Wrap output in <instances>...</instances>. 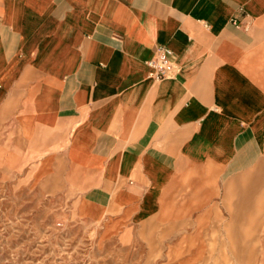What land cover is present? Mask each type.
<instances>
[{"label":"crops","instance_id":"crops-1","mask_svg":"<svg viewBox=\"0 0 264 264\" xmlns=\"http://www.w3.org/2000/svg\"><path fill=\"white\" fill-rule=\"evenodd\" d=\"M0 149L126 239L264 241V0H0Z\"/></svg>","mask_w":264,"mask_h":264},{"label":"rangeland","instance_id":"rangeland-1","mask_svg":"<svg viewBox=\"0 0 264 264\" xmlns=\"http://www.w3.org/2000/svg\"><path fill=\"white\" fill-rule=\"evenodd\" d=\"M45 187L0 149V264H264L259 240L126 239L123 228L84 217L72 194Z\"/></svg>","mask_w":264,"mask_h":264},{"label":"built area","instance_id":"built-area-1","mask_svg":"<svg viewBox=\"0 0 264 264\" xmlns=\"http://www.w3.org/2000/svg\"><path fill=\"white\" fill-rule=\"evenodd\" d=\"M172 51L164 44L156 47L154 55L145 61L153 69L151 75L154 79H161L173 71Z\"/></svg>","mask_w":264,"mask_h":264}]
</instances>
